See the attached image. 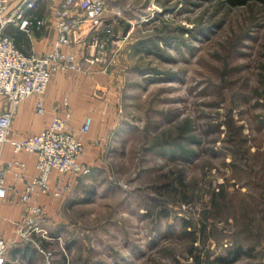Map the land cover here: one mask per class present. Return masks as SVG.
<instances>
[{"label": "rangeland", "instance_id": "obj_1", "mask_svg": "<svg viewBox=\"0 0 264 264\" xmlns=\"http://www.w3.org/2000/svg\"><path fill=\"white\" fill-rule=\"evenodd\" d=\"M234 2L104 0L115 123L34 264H264V0Z\"/></svg>", "mask_w": 264, "mask_h": 264}, {"label": "built area", "instance_id": "obj_2", "mask_svg": "<svg viewBox=\"0 0 264 264\" xmlns=\"http://www.w3.org/2000/svg\"><path fill=\"white\" fill-rule=\"evenodd\" d=\"M10 0H0V97L8 103V109L0 114V145L8 143L14 153L32 154L35 159L34 171L26 175L25 163L9 160L0 164V204L8 190L7 176L18 180L22 185L20 200L24 203L39 193L49 191L50 176L56 171L59 176H81L89 168L79 161L83 146L80 134L88 132L91 117L86 116L77 129L70 122V114L52 117L49 126L40 133L22 138H10V124L19 104L28 97L34 98V110L44 114L43 97L54 72L87 71L97 66L101 72H108V48L113 43L112 18L107 16L104 0H48L54 19L57 36L52 50L45 53H23L12 38L4 33L7 25H16L25 33L39 30L44 25L30 10L35 9L37 0H21L12 10L7 11ZM85 26L83 38H72V32ZM73 42L82 43L88 51L77 56L61 49ZM67 181L59 188L69 189ZM59 191L55 195L59 194ZM41 208L29 206V214L21 219L19 233L25 235L39 220ZM8 243L0 238V264H5ZM43 253V251H42ZM44 264H50L44 255Z\"/></svg>", "mask_w": 264, "mask_h": 264}, {"label": "crops", "instance_id": "obj_3", "mask_svg": "<svg viewBox=\"0 0 264 264\" xmlns=\"http://www.w3.org/2000/svg\"><path fill=\"white\" fill-rule=\"evenodd\" d=\"M21 0H10L6 13L12 10ZM37 18L42 19L44 25L41 29H32L25 33L15 25H7L4 33L9 35L15 46L23 53H45L54 47L57 36L54 29V19L51 14L48 0H37L35 9L30 10ZM85 26H79L72 32V38L86 34ZM65 52H72L81 56L88 51L82 43L73 42L70 46L61 47ZM111 71L101 72L97 66L87 71H61L54 72L50 84L43 97L45 113L37 114L34 110V98L28 97L16 108L10 124V138H22L40 133L46 129L53 116L70 114V122L77 129L86 116L91 117L89 130L80 134L79 139L85 147L82 161L94 162L99 155V145L104 142L114 125V91L111 86ZM8 103L0 97V114L8 109ZM98 144V145H97ZM11 160H18L26 165V175L33 173L35 159L32 154L25 152L14 153L8 143L0 145V164ZM7 183L13 188L8 190L0 204V238L8 243L5 264H34L29 248L25 242L27 235L18 233L21 219L29 214V206L36 205L47 213H58L67 194L59 188L68 180V176H59L53 171L50 176L49 191L39 193L28 202L20 200L19 194L23 191L21 182L12 179L9 175ZM71 182V181H70ZM76 181L71 182L74 186ZM19 190L20 193H16ZM59 191L58 195H55ZM62 193V194H61ZM61 194V195H60ZM22 247V248H21ZM24 247V248H23ZM35 264H39L35 263ZM44 264V261H43Z\"/></svg>", "mask_w": 264, "mask_h": 264}, {"label": "trees", "instance_id": "obj_4", "mask_svg": "<svg viewBox=\"0 0 264 264\" xmlns=\"http://www.w3.org/2000/svg\"><path fill=\"white\" fill-rule=\"evenodd\" d=\"M225 1H227V2L229 1L230 4L235 3L234 0H225ZM235 257H236V254H235Z\"/></svg>", "mask_w": 264, "mask_h": 264}]
</instances>
